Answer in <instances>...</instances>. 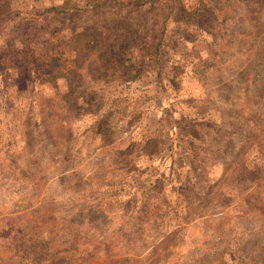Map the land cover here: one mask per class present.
<instances>
[{"label": "rangeland", "instance_id": "obj_1", "mask_svg": "<svg viewBox=\"0 0 264 264\" xmlns=\"http://www.w3.org/2000/svg\"><path fill=\"white\" fill-rule=\"evenodd\" d=\"M0 264H264V0H0Z\"/></svg>", "mask_w": 264, "mask_h": 264}, {"label": "trees", "instance_id": "obj_2", "mask_svg": "<svg viewBox=\"0 0 264 264\" xmlns=\"http://www.w3.org/2000/svg\"><path fill=\"white\" fill-rule=\"evenodd\" d=\"M50 11L56 12L57 10L55 8H53V9H49V10H45V11H38V14H45L46 12H50Z\"/></svg>", "mask_w": 264, "mask_h": 264}]
</instances>
